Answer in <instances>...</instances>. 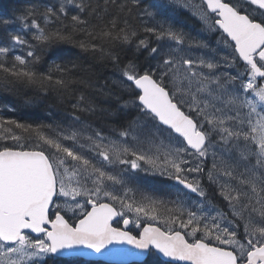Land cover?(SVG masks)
I'll list each match as a JSON object with an SVG mask.
<instances>
[{"label":"snow or ice","instance_id":"snow-or-ice-1","mask_svg":"<svg viewBox=\"0 0 264 264\" xmlns=\"http://www.w3.org/2000/svg\"><path fill=\"white\" fill-rule=\"evenodd\" d=\"M69 43L118 68L111 88ZM0 79L75 100L67 126L0 116V264H264V0L30 2L0 16Z\"/></svg>","mask_w":264,"mask_h":264},{"label":"trees","instance_id":"trees-1","mask_svg":"<svg viewBox=\"0 0 264 264\" xmlns=\"http://www.w3.org/2000/svg\"><path fill=\"white\" fill-rule=\"evenodd\" d=\"M37 4H56L59 0H0V16H13L19 13V9L27 3ZM93 4H103V0H92ZM128 0H121V3H126ZM152 0H141V7H150ZM75 11V10H73ZM71 14V13H70ZM92 21V17H85ZM70 19V16H69ZM130 19L136 23V13L134 12ZM94 22V21H93ZM13 30L20 28L19 23L11 26ZM31 38V34H28ZM78 39H85L84 33H78ZM65 49V58L75 61L77 68L74 69L77 77L84 79H92L105 85L107 88L112 87V81L119 76L118 68L114 67L108 61L98 60L92 53L79 48L76 44H63ZM19 54H24L23 49L18 50ZM146 55V54H145ZM145 55L139 56V62L143 63ZM133 53L127 48L121 52V59L127 62L132 58ZM50 62L44 64L43 70L47 71ZM71 67V66H69ZM83 92L86 96L94 98L97 104L101 107L108 108L110 103L114 100L105 103L106 97L97 94L95 89L85 88L83 85L77 86V95ZM75 100L61 101L55 95L50 93L45 96L43 93L37 92L33 89L14 87L12 85L5 86L2 79H0V116L5 118L17 119L24 123L53 125L61 124L67 126L72 120L73 108L72 104ZM80 115L81 119L91 122L93 126L110 128L112 126L111 120L102 116L99 112L93 116L89 113H75ZM211 191V189H209ZM46 264H108L103 261H90L79 257H55L49 258Z\"/></svg>","mask_w":264,"mask_h":264},{"label":"rangeland","instance_id":"rangeland-1","mask_svg":"<svg viewBox=\"0 0 264 264\" xmlns=\"http://www.w3.org/2000/svg\"><path fill=\"white\" fill-rule=\"evenodd\" d=\"M177 18L182 22V23H187L191 29H193V35L196 34V32L200 31V28H199V25H198V22L194 19V18H191L190 16L188 15H181L179 13V10L177 12ZM205 36H207L208 40L212 43V46L215 47V40L213 39V36L211 33H204ZM204 183L207 185V181L205 179ZM157 195H160V194H157ZM164 199H168V197L164 196L162 197ZM218 207H223V203L219 200H216L214 201ZM157 225H160L161 227L163 226L161 223H157Z\"/></svg>","mask_w":264,"mask_h":264},{"label":"water","instance_id":"water-1","mask_svg":"<svg viewBox=\"0 0 264 264\" xmlns=\"http://www.w3.org/2000/svg\"><path fill=\"white\" fill-rule=\"evenodd\" d=\"M130 247V246H128ZM135 251V250H133ZM61 257H69V256H61ZM81 258H84V259H87V260H95V261H105V262H108V259L109 258H105V257H101L99 255H96V254H93L91 256H85V257H81ZM127 259L129 260H132V259H135L134 257H128ZM164 259H167V258H164Z\"/></svg>","mask_w":264,"mask_h":264}]
</instances>
